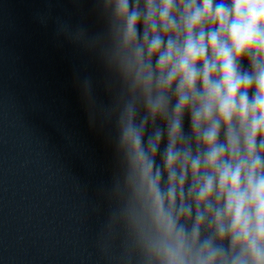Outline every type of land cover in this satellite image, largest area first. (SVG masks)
<instances>
[{"label":"clouds","instance_id":"obj_1","mask_svg":"<svg viewBox=\"0 0 264 264\" xmlns=\"http://www.w3.org/2000/svg\"><path fill=\"white\" fill-rule=\"evenodd\" d=\"M97 3L104 32H66L109 73L112 102L90 113L114 127L102 254L264 264V0Z\"/></svg>","mask_w":264,"mask_h":264}]
</instances>
